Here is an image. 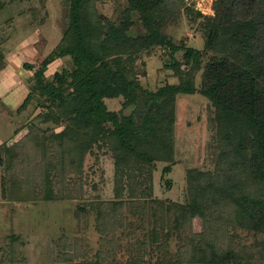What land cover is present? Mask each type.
Segmentation results:
<instances>
[{"label": "trees", "instance_id": "16d2710c", "mask_svg": "<svg viewBox=\"0 0 264 264\" xmlns=\"http://www.w3.org/2000/svg\"><path fill=\"white\" fill-rule=\"evenodd\" d=\"M101 1L66 2L69 23L31 75L32 92L17 109L18 114L26 111L36 97L42 110L36 118L61 130L31 122L25 136L0 146L6 198L77 201L78 218L94 214L99 250L83 264H153L155 257V264H263L264 242L243 245L236 230L264 233V0H216L213 16L195 13L204 20L212 54L206 62L202 51L176 45L163 32L184 0H124L116 4L114 19L101 14ZM11 2L0 0V15ZM139 23L145 34L135 36L132 28ZM158 46L172 56L183 50L184 63L168 64L178 84L150 91L137 77L138 55ZM64 58L69 64L49 79L50 65ZM7 60L0 46V74L6 73ZM35 68L34 61L23 65L26 73ZM198 72L199 92L214 108L215 167L187 170L184 200H162L155 196L154 175L158 164H165L162 180L171 190L176 97L195 92ZM119 98L124 109L134 107L129 115L108 109L106 100ZM96 151L113 160V197L86 201L88 188L99 190L85 168L89 155L99 156ZM196 220L200 231H195ZM137 231L130 261H119L121 239ZM9 240L15 247L6 261L24 263L22 244ZM61 241L77 258L93 253L66 237ZM69 257L63 253L59 260Z\"/></svg>", "mask_w": 264, "mask_h": 264}, {"label": "rangeland", "instance_id": "374dc122", "mask_svg": "<svg viewBox=\"0 0 264 264\" xmlns=\"http://www.w3.org/2000/svg\"><path fill=\"white\" fill-rule=\"evenodd\" d=\"M215 1L184 0L183 7L167 18L163 29L164 34L176 45L184 43L187 47L202 51L205 54V62L212 57V54L207 50L206 35L202 29L204 20L198 18L195 13L200 11L203 15L213 16ZM66 2L67 0H12L0 15V46L7 56V63L11 64V68L17 69L28 61L36 63L35 70L30 73L23 72L22 76L17 75V79L16 76L8 78L5 73L0 74V87L5 84L14 86L10 90L11 93L0 90V138L4 140L3 144L25 136L31 122L44 128L50 126L57 132L61 130L51 123L42 124L41 120L36 118L42 111L37 109L36 97L26 111L18 114L17 109L32 92L31 75L59 44L69 23ZM120 2L124 3V0H103L98 3L99 10L102 15L114 19L117 16L116 4ZM9 19L11 24L8 22ZM132 31L135 36L145 34L142 23L134 26ZM183 54L184 51L180 50L172 56L167 48L159 46L149 52L140 53L137 77L141 85L150 91H157L166 84H178L179 76L174 69L169 68L168 64L173 61L184 63ZM68 64V58L55 61L50 65L46 76L51 79L56 72H61ZM10 70L12 71L13 68ZM201 76L202 72H198L195 80L196 90L193 94H179L176 97L177 164L168 176L173 182L171 190L164 187L162 180L165 164H158L154 175L155 196L162 200H184L187 170L196 168L211 171L215 167V126L212 119L214 108L199 92ZM17 82H19L18 86H15ZM122 103V98L106 100L110 111L129 115L134 107L124 109ZM96 154L99 156L87 157L85 168L91 180L100 184L99 190L93 191L88 188L86 201L93 199L95 195H100L102 199L113 197V160L103 152L96 151ZM5 176V168L0 167V264L10 263L6 259L10 257L12 246L15 247V243H10L11 240L6 241L8 237L15 241L19 240L22 244L19 247L21 252L19 259H25V262L16 264H83L87 259L89 261L93 259V255L99 250L100 240L94 214L78 218L77 201H10L6 198ZM194 226L195 231L201 230L199 220L195 221ZM236 233L239 235L240 243L246 246L264 242V233H254L243 228H238ZM118 235L121 236V231ZM63 237H66L69 244L74 247L79 246L83 250L88 247L93 253L75 257L76 252L73 249L64 250L65 246L62 241L60 242ZM136 237H139V231L132 237L121 239L119 261L123 263L130 261L132 254L129 250L136 245ZM170 250L176 253V241L172 242ZM63 253L70 255L65 262L59 260ZM146 259L149 260L150 257L147 256ZM151 262L155 264L157 258H153Z\"/></svg>", "mask_w": 264, "mask_h": 264}, {"label": "crops", "instance_id": "0c3cea01", "mask_svg": "<svg viewBox=\"0 0 264 264\" xmlns=\"http://www.w3.org/2000/svg\"><path fill=\"white\" fill-rule=\"evenodd\" d=\"M12 59H13V57H12ZM13 68V70L11 71L10 69H12ZM11 68V64H8V66H7V68H6V73H5V75L8 77V78H12L13 76H16V79L18 78V76H22L23 75V71L21 70V67H19L18 69L17 68H15V67H12ZM18 71V72H17ZM18 75V76H17ZM18 84H19V82H17L16 84H15V86H18ZM2 87H0V88H2V89H0V90H2V91H4V92H7V93H11V88L12 87H14V86H12L11 87V85L10 84H5V85H1ZM3 142H4V140L3 139H1L0 138V145H2L3 144Z\"/></svg>", "mask_w": 264, "mask_h": 264}, {"label": "flooded vegetation", "instance_id": "af4514ba", "mask_svg": "<svg viewBox=\"0 0 264 264\" xmlns=\"http://www.w3.org/2000/svg\"><path fill=\"white\" fill-rule=\"evenodd\" d=\"M24 64H25V63H24ZM24 64H23V65H24ZM23 65L21 66V70H22L23 72H26V71H24V69H23Z\"/></svg>", "mask_w": 264, "mask_h": 264}]
</instances>
